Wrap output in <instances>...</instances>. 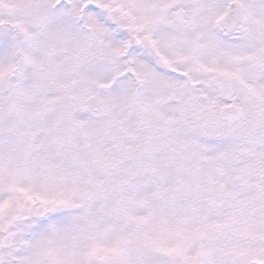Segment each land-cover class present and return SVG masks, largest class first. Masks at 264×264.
Masks as SVG:
<instances>
[{"label": "rangeland", "instance_id": "374dc122", "mask_svg": "<svg viewBox=\"0 0 264 264\" xmlns=\"http://www.w3.org/2000/svg\"><path fill=\"white\" fill-rule=\"evenodd\" d=\"M230 2L237 45L217 23ZM218 73L242 123L220 117ZM254 94L264 0H0V264H264Z\"/></svg>", "mask_w": 264, "mask_h": 264}, {"label": "water", "instance_id": "95a60500", "mask_svg": "<svg viewBox=\"0 0 264 264\" xmlns=\"http://www.w3.org/2000/svg\"><path fill=\"white\" fill-rule=\"evenodd\" d=\"M184 11L180 9L178 13H176L175 21L181 22L184 18ZM164 19L163 13L161 10L156 11L153 15V20L160 23ZM244 21L243 11L241 5L237 2H230L227 6L226 15L219 21V24L228 32L232 31L234 26L238 23H242ZM123 32L128 37V45L127 50L129 51L134 46L138 44L136 38L132 35L130 29L124 28ZM192 46V49H191ZM190 49L192 51L198 50V46L196 44H191ZM156 67L159 69H165L170 73L177 74L171 69H167L164 62L158 60L155 63ZM211 85L219 91V97L226 101L230 102L229 106H225L220 110L221 119L228 123H234L236 119L240 116V109H238L235 105L233 96V85L231 80L225 75H217L210 80Z\"/></svg>", "mask_w": 264, "mask_h": 264}, {"label": "flooded vegetation", "instance_id": "af4514ba", "mask_svg": "<svg viewBox=\"0 0 264 264\" xmlns=\"http://www.w3.org/2000/svg\"><path fill=\"white\" fill-rule=\"evenodd\" d=\"M244 25H237L231 34H227L222 29L220 30L221 34L226 39L227 43L237 45V43H238L237 41H239L240 39L242 40L243 35H241V34H242V31H243ZM149 59L151 60L150 63H152L153 58L150 57ZM150 67H153V66H150ZM162 72H165V71H162ZM179 77H177V78H179ZM254 96H255V99H253L252 103L255 105V107L259 108L261 106H264V100H263V102H261V100L264 98V95L263 94H254ZM234 98H235L236 106L239 107L241 109V111H242V117L240 119V122L242 123L244 121V119L246 118V111H245L246 104L243 103V100H241V98L236 93H234ZM240 122H237L234 125L238 126L239 124H241Z\"/></svg>", "mask_w": 264, "mask_h": 264}, {"label": "trees", "instance_id": "16d2710c", "mask_svg": "<svg viewBox=\"0 0 264 264\" xmlns=\"http://www.w3.org/2000/svg\"><path fill=\"white\" fill-rule=\"evenodd\" d=\"M14 65H15V64H14ZM14 67H15V66H14ZM14 67L12 68L13 71H15V70H14ZM4 86H5L4 91L7 93V97H8V94L10 93L11 88L8 87L7 83L4 84ZM11 91H12V90H11ZM9 98H10V97H9ZM6 225H7V223H3V227H4V228H5Z\"/></svg>", "mask_w": 264, "mask_h": 264}]
</instances>
